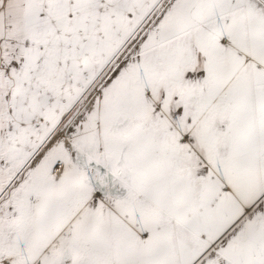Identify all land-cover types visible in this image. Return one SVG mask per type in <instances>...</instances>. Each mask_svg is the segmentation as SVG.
I'll list each match as a JSON object with an SVG mask.
<instances>
[{"label":"snow or ice","instance_id":"obj_1","mask_svg":"<svg viewBox=\"0 0 264 264\" xmlns=\"http://www.w3.org/2000/svg\"><path fill=\"white\" fill-rule=\"evenodd\" d=\"M0 264H264V0H0Z\"/></svg>","mask_w":264,"mask_h":264}]
</instances>
